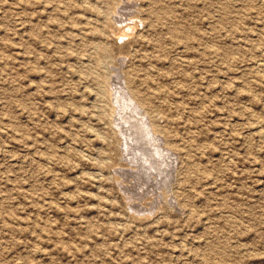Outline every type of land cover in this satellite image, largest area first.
<instances>
[{
  "label": "rangeland",
  "instance_id": "rangeland-1",
  "mask_svg": "<svg viewBox=\"0 0 264 264\" xmlns=\"http://www.w3.org/2000/svg\"><path fill=\"white\" fill-rule=\"evenodd\" d=\"M259 133L264 0H0V264H264Z\"/></svg>",
  "mask_w": 264,
  "mask_h": 264
},
{
  "label": "bare ground",
  "instance_id": "bare-ground-1",
  "mask_svg": "<svg viewBox=\"0 0 264 264\" xmlns=\"http://www.w3.org/2000/svg\"><path fill=\"white\" fill-rule=\"evenodd\" d=\"M258 66V65H257ZM258 67H260V69H262L263 68V66L262 65H260V66H258ZM259 72V71H258ZM118 81V80H117ZM119 83V82H118ZM122 88V87H121ZM124 89V88H123ZM122 90V89H121ZM119 92V91H118ZM122 92V91H121ZM129 93V92H128ZM128 93H126V96L128 95ZM129 95H130V93H129ZM130 97H131V95H130ZM132 100V99H131ZM123 101H124V99H123ZM133 101V100H132ZM122 103V102H121ZM126 103H127V100H126ZM133 105H137L136 103H135V101H133ZM119 104V103H118ZM138 106V105H137ZM139 107V106H138ZM122 108V107H121ZM140 108V107H139ZM139 108H137V109H139ZM129 109V108H128ZM136 110V109H135ZM142 110V109H141ZM134 111V110H133ZM143 115H144V113H142ZM129 117H132V115L131 114H129L128 112L127 113H125L124 114V116H123V118H121V121L122 122H125V121H127L128 119H129ZM143 117V116H142ZM140 118L138 117V120H139ZM142 119V118H141ZM121 124V123H120ZM121 127V126H120ZM151 130V129H150ZM154 134V133H153ZM260 134V136H261V138H264V136L261 134V133H259ZM128 135V134H127ZM155 135V134H154ZM126 137H128V136H126ZM161 138V137H160ZM129 141V140H128ZM164 144V143H163ZM161 145V144H160ZM158 146V145H157ZM163 149V148H162ZM128 151V150H127ZM167 151V150H166ZM130 152V151H129ZM148 153V152H147ZM136 158H138V157H136ZM171 158V157H170ZM147 159V158H146ZM160 160V159H159ZM169 161V160H168ZM171 161V160H170ZM141 162V161H140ZM162 162V161H161ZM138 163V162H137ZM149 163V162H148ZM147 163V164H148ZM170 164V163H169ZM171 166V165H170ZM169 168V167H168ZM150 170V169H149ZM126 176V175H125ZM148 176V175H147ZM154 176V175H153ZM155 178V177H154ZM143 179V178H142ZM148 179V178H147ZM152 180V179H151ZM153 181V180H152ZM156 183V182H155ZM171 183V182H170ZM140 184V183H139ZM155 187V186H154ZM138 195V194H137ZM132 197V196H131ZM138 198V197H137ZM140 199V198H139ZM135 202V201H134ZM139 210V209H138ZM140 211V210H139Z\"/></svg>",
  "mask_w": 264,
  "mask_h": 264
}]
</instances>
